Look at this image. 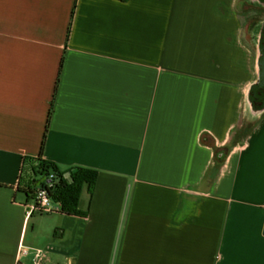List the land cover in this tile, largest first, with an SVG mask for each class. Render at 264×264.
Returning a JSON list of instances; mask_svg holds the SVG:
<instances>
[{
	"label": "crops",
	"instance_id": "0c3cea01",
	"mask_svg": "<svg viewBox=\"0 0 264 264\" xmlns=\"http://www.w3.org/2000/svg\"><path fill=\"white\" fill-rule=\"evenodd\" d=\"M246 3L0 0V264H264ZM49 115L44 158L98 171L85 217L27 215Z\"/></svg>",
	"mask_w": 264,
	"mask_h": 264
},
{
	"label": "trees",
	"instance_id": "16d2710c",
	"mask_svg": "<svg viewBox=\"0 0 264 264\" xmlns=\"http://www.w3.org/2000/svg\"><path fill=\"white\" fill-rule=\"evenodd\" d=\"M50 115L47 120V129L38 156H26L23 159V171L27 167L29 180L26 193L34 198L39 187H46L53 200L61 205V212L68 215L87 216L88 212L80 208V200L87 186L92 194L98 177V171L86 167H74L69 170H61L59 166L44 158V150L48 132ZM251 131V130H250ZM250 131H244L242 127L235 133L233 142L246 138ZM25 166V167H24ZM219 164L215 165L213 174L218 170ZM24 173V172H23ZM52 176V186L47 182Z\"/></svg>",
	"mask_w": 264,
	"mask_h": 264
},
{
	"label": "flooded vegetation",
	"instance_id": "af4514ba",
	"mask_svg": "<svg viewBox=\"0 0 264 264\" xmlns=\"http://www.w3.org/2000/svg\"><path fill=\"white\" fill-rule=\"evenodd\" d=\"M259 2L260 3L255 6L257 7L259 15L255 17L251 25V27L257 28L258 45L261 51L258 79L250 94V99L255 106H259L264 102V0H259Z\"/></svg>",
	"mask_w": 264,
	"mask_h": 264
},
{
	"label": "rangeland",
	"instance_id": "374dc122",
	"mask_svg": "<svg viewBox=\"0 0 264 264\" xmlns=\"http://www.w3.org/2000/svg\"><path fill=\"white\" fill-rule=\"evenodd\" d=\"M243 15H242V19L244 21V27H243V32L246 35V38H248L249 40H257L256 35L257 33L254 32V30H252L251 25L253 24V21L255 19V17L257 15H259V12L257 11V7H255L252 4H248L246 3L243 7ZM255 34V35H254ZM254 37V38H253ZM247 117L244 120V123L242 124V129L244 131H250L252 129V127L255 125V123H257L258 120V116L260 115V113H256L254 110L256 109L254 106V109L252 108V103L251 100H249V97L247 96ZM254 112H253V111ZM207 141H210L209 139ZM220 153V151H218L217 149V154Z\"/></svg>",
	"mask_w": 264,
	"mask_h": 264
},
{
	"label": "built area",
	"instance_id": "2783aa9c",
	"mask_svg": "<svg viewBox=\"0 0 264 264\" xmlns=\"http://www.w3.org/2000/svg\"><path fill=\"white\" fill-rule=\"evenodd\" d=\"M52 176L47 182L48 186H52L51 182ZM33 205L28 209L27 215L31 216L33 213H45V212H54L55 208V201L49 195L48 189L46 187H39L35 193V197L33 198Z\"/></svg>",
	"mask_w": 264,
	"mask_h": 264
}]
</instances>
